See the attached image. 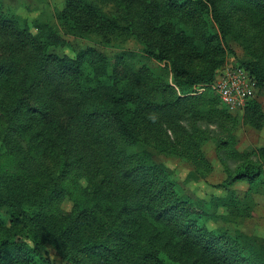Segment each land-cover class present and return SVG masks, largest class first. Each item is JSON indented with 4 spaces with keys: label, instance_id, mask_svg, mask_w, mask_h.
Wrapping results in <instances>:
<instances>
[{
    "label": "trees",
    "instance_id": "obj_1",
    "mask_svg": "<svg viewBox=\"0 0 264 264\" xmlns=\"http://www.w3.org/2000/svg\"><path fill=\"white\" fill-rule=\"evenodd\" d=\"M114 1L115 10L104 11L92 0H67L58 17L74 34L158 32L162 40L147 53L170 61L174 85L146 65L135 67L132 52L114 60L92 45L76 56L50 52L66 44L55 25L0 9V136L22 156L26 180L35 177L18 199L0 194V264L45 263L36 237L26 243L20 224L32 222V205L42 212L66 195L74 204L58 212L57 223L100 264H264V238L209 228L204 200L183 193L143 146L155 137L172 140L183 115L197 113L194 89L212 88L226 58L223 0ZM247 65L257 89L264 72ZM254 99L247 108H256ZM261 170L246 163L226 184L254 183Z\"/></svg>",
    "mask_w": 264,
    "mask_h": 264
},
{
    "label": "rangeland",
    "instance_id": "obj_2",
    "mask_svg": "<svg viewBox=\"0 0 264 264\" xmlns=\"http://www.w3.org/2000/svg\"><path fill=\"white\" fill-rule=\"evenodd\" d=\"M92 1L104 11L116 8L114 0ZM247 2L246 5L223 0L227 36L224 41L225 63L218 69L221 73L239 66L251 71L252 66H248L247 62L253 63L254 69L264 72V0ZM66 3L67 0H0V9H12L30 23L34 19H43L55 25L66 44L51 45L50 52L76 56L79 50L92 45L103 49L112 60L123 52H132L130 60L135 67L146 65L155 74L163 75L169 83L175 84L170 61L147 53L151 44L156 46L162 40L158 32L135 30L136 33L129 34L121 28L102 27L74 34L58 17L66 9ZM118 24L124 26L126 23L119 21ZM252 73L256 75L255 71ZM194 90L201 96L198 104H193L197 113L186 112L183 115L178 134L170 132L172 140L164 143L160 142L166 141L167 137H155L153 142L143 146L167 166L170 180L183 193L194 200H204L202 205L205 202L203 207L208 212L205 220L209 228H224L232 234L237 231L264 238V80L260 79L257 89L255 84L250 99L255 98L257 105L250 109L247 108L250 99L243 106L230 108L218 101V95L212 88L199 85ZM217 104L225 108L227 114L221 112L223 115H218L215 111H218ZM191 135V140L187 141L186 137ZM19 160L22 156L18 151H11L0 136V194L8 200L23 196V191L28 187L30 190L31 183L34 184V175L26 180L27 171ZM251 162L262 169L254 183L240 179L230 186L226 184L229 174ZM80 181L87 183L85 176ZM26 182L28 187L24 185ZM217 199L224 204L207 206V202L214 203ZM73 204L71 197L66 195L51 207L46 206L42 212L29 205L36 210L32 222L27 221V226L20 225L24 228L23 234L28 235L24 237L26 243L35 244L34 237L38 241L46 260L38 264H100L96 256L82 251L57 223L58 212L69 213ZM4 213L10 221L6 210Z\"/></svg>",
    "mask_w": 264,
    "mask_h": 264
},
{
    "label": "built area",
    "instance_id": "obj_3",
    "mask_svg": "<svg viewBox=\"0 0 264 264\" xmlns=\"http://www.w3.org/2000/svg\"><path fill=\"white\" fill-rule=\"evenodd\" d=\"M255 84L253 73L239 66L228 69L225 73L218 71L210 86L223 104L236 108L243 106L252 97Z\"/></svg>",
    "mask_w": 264,
    "mask_h": 264
}]
</instances>
